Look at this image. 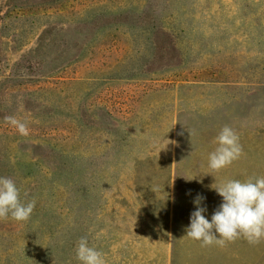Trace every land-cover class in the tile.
<instances>
[{
  "label": "rangeland",
  "instance_id": "374dc122",
  "mask_svg": "<svg viewBox=\"0 0 264 264\" xmlns=\"http://www.w3.org/2000/svg\"><path fill=\"white\" fill-rule=\"evenodd\" d=\"M225 125L243 155L216 172ZM0 177L36 200L0 264H81V237L107 264H264L185 231L198 194L211 221L213 184L264 177V0H0Z\"/></svg>",
  "mask_w": 264,
  "mask_h": 264
},
{
  "label": "clouds",
  "instance_id": "9594fccd",
  "mask_svg": "<svg viewBox=\"0 0 264 264\" xmlns=\"http://www.w3.org/2000/svg\"><path fill=\"white\" fill-rule=\"evenodd\" d=\"M5 119L17 128L20 135H29L26 121L11 116ZM214 142L217 147L209 154L208 160L209 167L216 172L230 166L243 155L239 135L228 125L220 130ZM213 185L212 188L222 197V203L209 221L204 215L206 207L200 206L205 198L198 194L194 200L196 210L191 213L190 226L185 230L186 236L200 241L201 246L215 244L223 247L241 238L256 245L264 240V177L245 181L228 179L218 186ZM35 206V199L27 203L21 200L20 188L13 179L0 177V220L10 215L18 222H26ZM76 259L81 264H107L104 253L90 246L87 237L79 239Z\"/></svg>",
  "mask_w": 264,
  "mask_h": 264
}]
</instances>
